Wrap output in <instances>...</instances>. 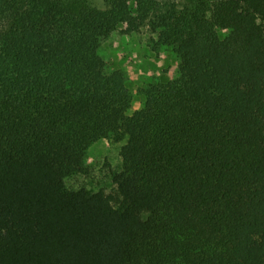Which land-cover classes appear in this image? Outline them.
<instances>
[{"label":"trees","instance_id":"obj_1","mask_svg":"<svg viewBox=\"0 0 264 264\" xmlns=\"http://www.w3.org/2000/svg\"><path fill=\"white\" fill-rule=\"evenodd\" d=\"M0 0V264H264V0ZM149 32L178 76L100 54ZM102 139L115 188L70 189Z\"/></svg>","mask_w":264,"mask_h":264},{"label":"rangeland","instance_id":"obj_2","mask_svg":"<svg viewBox=\"0 0 264 264\" xmlns=\"http://www.w3.org/2000/svg\"><path fill=\"white\" fill-rule=\"evenodd\" d=\"M92 4L105 9V0H91ZM149 32L125 35L114 32L106 39L100 54L109 62V69H121L125 72L133 93L131 113L142 106L137 89L150 82L175 79L178 76V61L168 50L154 53L148 46ZM124 142L102 139L90 147L87 164L88 175H76L66 180L70 189H86L89 192L105 191L110 193L115 188L114 173L122 168L121 149Z\"/></svg>","mask_w":264,"mask_h":264}]
</instances>
